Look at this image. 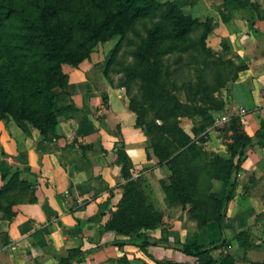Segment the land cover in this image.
Masks as SVG:
<instances>
[{
    "label": "crops",
    "instance_id": "obj_1",
    "mask_svg": "<svg viewBox=\"0 0 264 264\" xmlns=\"http://www.w3.org/2000/svg\"><path fill=\"white\" fill-rule=\"evenodd\" d=\"M172 1L194 17L211 18L216 27L209 44L242 67L228 82L219 115L228 117L223 126L239 116L254 140L225 207L223 234L216 220L201 225L191 219L189 205L166 229L145 231L161 240L145 248L103 228L126 181L124 160L140 172L154 159L125 92L103 83L94 65L69 71L64 65L70 79L57 93L56 106L64 107L58 137L45 139L24 120L0 122V186L3 173L19 169L36 198L15 204L11 219H0V264H60L76 251L83 259L70 264H197L201 257L181 246L219 240L223 244L211 251L215 264H264V134L256 136L264 127V0ZM211 132L210 148L226 155L233 132Z\"/></svg>",
    "mask_w": 264,
    "mask_h": 264
},
{
    "label": "trees",
    "instance_id": "obj_2",
    "mask_svg": "<svg viewBox=\"0 0 264 264\" xmlns=\"http://www.w3.org/2000/svg\"><path fill=\"white\" fill-rule=\"evenodd\" d=\"M73 1L76 0H0V120L11 116L23 119L37 128L45 139L58 137L59 116L64 107L59 109L56 106V89L66 88L70 79L64 65L78 67L85 59H90L93 47L99 41H120L138 21L159 15L160 20L148 29L147 37L136 50L135 56L145 67L146 73L141 75L145 96L159 104L158 115L165 123L159 125L146 121L144 107L134 99H131L130 106L138 113L136 125L146 127L160 162L171 164L173 177L171 185L167 187L168 193L173 194L178 202L190 203L193 218L199 224H206L210 219L216 220L223 234L225 207L234 196L236 174L245 159L246 148L253 143L254 137L245 132L239 116H233L223 126V130L233 132L232 141L228 143L230 156L227 160L220 156L213 160L209 158L210 167L218 163L224 169L221 176L222 194L211 195L215 202L213 217L200 219V206L205 201L199 195L197 177L189 167V154L195 150L196 144L171 119L180 112L188 113L190 110L211 119L210 107L179 103L161 79L162 66L165 67L163 56L175 51H188L193 47L192 41H198L202 49L213 56L205 40L215 23L211 18L201 19L185 13L172 0H89L94 8L102 10L98 18H91L72 4ZM63 11L69 13L68 19H63ZM195 29H201L196 39L192 37ZM214 62L215 65H226L228 68L225 74L217 72V79L222 80L220 85L234 81L242 69L229 58L218 57ZM175 63L178 64V60ZM135 73L136 70H131L129 76ZM196 88L195 96L200 94L199 98L211 104L215 110L223 109L225 104L207 93L203 75H199ZM165 133L173 135V139H167L168 144L161 142ZM262 134L264 127L256 136ZM179 149L182 150L175 153ZM130 166L132 163L126 158L123 165L126 172H123L127 173ZM2 177L4 184L0 188V219H11L15 204L36 199L35 189L33 183L22 178L19 171L5 172ZM135 186L133 181L130 182L119 205L131 202L133 192H138ZM146 212L142 215V212L137 211L139 219L134 220L145 228H151L159 221V215ZM133 228L132 219L122 209L116 211L104 225L105 230L114 229L117 232H131ZM160 241L152 240L144 231L136 232L131 239L133 244L143 248ZM222 244L220 240L209 244H183L181 249L187 254L201 257V262L197 264H215L211 251ZM82 259V252H71L68 257L61 259L60 264Z\"/></svg>",
    "mask_w": 264,
    "mask_h": 264
},
{
    "label": "rangeland",
    "instance_id": "obj_3",
    "mask_svg": "<svg viewBox=\"0 0 264 264\" xmlns=\"http://www.w3.org/2000/svg\"><path fill=\"white\" fill-rule=\"evenodd\" d=\"M162 1L167 2L170 0ZM72 4L88 13L91 18H98L102 14V10L94 8L90 4L89 0H76L73 1ZM68 15L69 13L67 11H63V19H68ZM159 20L160 16L158 15L153 18L138 21L127 33L126 37L120 41H116L115 39L105 42L99 41L93 47L90 60L85 59L80 65H94L97 69H99L103 83L113 88L122 89L125 92L129 108L135 114L136 118L138 117V113L136 110L131 108V99H134L136 102L142 104L146 113V121L163 125L165 122L158 115L159 104H156L153 100L147 99L145 96L146 89H144V81L141 75L142 73H146V71L144 65L141 64L135 56L136 50L147 37L148 29H150ZM215 27L216 26H214V28L207 34L205 40V45L210 48L213 56L204 51L201 45L198 44V41H192L193 47H191L188 51L184 53L175 51L163 56L165 67L162 66L163 74L161 77L165 87L169 88L171 94L179 103L190 106L198 105L210 107L209 112L211 114V119H207L201 113L195 114L192 110L188 113L180 112L171 119V121L176 122L184 133L191 138V142L196 144L195 150L189 154V167L194 176L196 175L197 177L196 185L199 195L201 194L205 203H207L201 205L200 210L198 209L200 219L204 217H213L215 202L211 195H221L223 188L221 176L224 169L221 168L218 163H216V165L212 164L211 166L213 168L210 167L209 158H211V160L215 159L217 156H220L223 160H227L229 158V151L226 155H222L212 150L209 146L212 133L211 131L213 128L223 130V122H218L217 119L224 107L221 110H215L211 104L206 103L199 98L200 94L195 96V93L197 92V79L199 75H203L204 81L207 83V93L209 92L219 103L222 102L225 104V90L227 88L228 81H226L223 85H220L222 80L217 79V72L219 71L220 73L225 74V72L228 71V68L226 65L225 68L224 66L214 64L215 59L223 56H221L208 41V36L214 31ZM200 31L201 29L193 30L192 37L196 39L200 35ZM110 58L111 60H109ZM177 60L178 64L175 63ZM179 61H181V63H179ZM72 68L73 67L70 66L67 67L66 70L68 69L69 71ZM131 70H136L137 73L129 76ZM59 90L60 88L56 89L57 92ZM106 101L107 100L105 99V102ZM11 118L16 120L19 119L11 116L8 119L0 120V122L8 121ZM138 127L142 129L148 138V156L154 159V163L152 162L151 164L144 166L140 172H133L134 165H132L130 168H127V173H124L126 170H124L123 167L122 174L126 178V181L122 183L119 201L115 210L111 213L112 217L116 211L122 209L124 210L125 215L132 219V225L134 228L131 232H118L130 239L134 238L136 232L146 231L150 233L155 230L166 229L171 223L170 218L173 217L177 211L181 209V207L189 205L190 209H192V205L190 203L183 204L178 202L173 194L168 193L167 187L171 185L173 177L171 164L167 161L160 162V158L152 146L151 138L147 133L146 127L139 124ZM167 139H173V135L165 133L161 142L168 144L169 140ZM180 150L182 149L177 150L175 153H178ZM195 154L199 155L194 157ZM12 171H19L22 177L21 170L13 169ZM132 181L136 184L135 187L138 192H133L134 196L129 204L119 205L120 200L124 196L127 188L130 186V182ZM190 209L189 216L191 219H194ZM137 211L142 212V215H145L147 213L146 211L151 214H158L159 221L151 228H145L143 224H138L134 220L139 219ZM201 213L203 216H201ZM107 230L116 231L114 229Z\"/></svg>",
    "mask_w": 264,
    "mask_h": 264
},
{
    "label": "built area",
    "instance_id": "obj_4",
    "mask_svg": "<svg viewBox=\"0 0 264 264\" xmlns=\"http://www.w3.org/2000/svg\"><path fill=\"white\" fill-rule=\"evenodd\" d=\"M228 119V117L226 115H219L218 117V122H223L226 121Z\"/></svg>",
    "mask_w": 264,
    "mask_h": 264
}]
</instances>
